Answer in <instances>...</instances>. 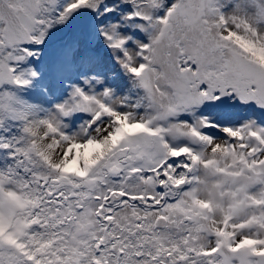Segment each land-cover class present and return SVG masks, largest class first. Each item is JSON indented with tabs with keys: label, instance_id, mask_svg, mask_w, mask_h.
Instances as JSON below:
<instances>
[{
	"label": "snow or ice",
	"instance_id": "obj_1",
	"mask_svg": "<svg viewBox=\"0 0 264 264\" xmlns=\"http://www.w3.org/2000/svg\"><path fill=\"white\" fill-rule=\"evenodd\" d=\"M0 264H264V0H0Z\"/></svg>",
	"mask_w": 264,
	"mask_h": 264
}]
</instances>
